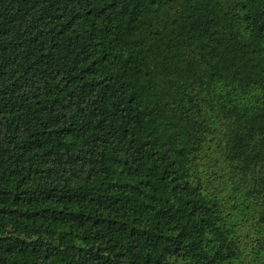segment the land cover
<instances>
[{"label": "trees", "instance_id": "1", "mask_svg": "<svg viewBox=\"0 0 264 264\" xmlns=\"http://www.w3.org/2000/svg\"><path fill=\"white\" fill-rule=\"evenodd\" d=\"M0 264H264V0H0Z\"/></svg>", "mask_w": 264, "mask_h": 264}]
</instances>
